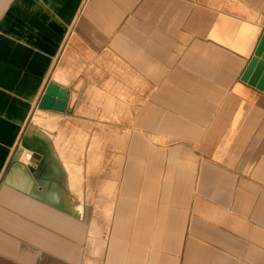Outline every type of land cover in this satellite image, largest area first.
I'll return each mask as SVG.
<instances>
[{
	"label": "crops",
	"instance_id": "1",
	"mask_svg": "<svg viewBox=\"0 0 264 264\" xmlns=\"http://www.w3.org/2000/svg\"><path fill=\"white\" fill-rule=\"evenodd\" d=\"M263 33L264 0H0V264H264ZM51 81L126 131L119 196L19 156Z\"/></svg>",
	"mask_w": 264,
	"mask_h": 264
},
{
	"label": "rangeland",
	"instance_id": "2",
	"mask_svg": "<svg viewBox=\"0 0 264 264\" xmlns=\"http://www.w3.org/2000/svg\"><path fill=\"white\" fill-rule=\"evenodd\" d=\"M38 109V107L34 108L33 115H35L24 126L15 149L19 151L21 145L26 147L27 152H33V150L37 149L44 154V159L46 160L47 158L46 161L52 160V164L55 165L57 159H60L66 173L70 170L71 179H77L79 176L78 179L80 181H87L88 179L90 180L91 175L97 174L95 178L98 181L96 191L108 197L119 196V188H116L119 185L118 179L101 177V175L104 176L106 166L115 169L119 168L123 159L121 153L124 147L120 138L121 136L124 138L126 131L122 132L120 126L106 124V120H112L110 110L106 112L104 109H97L96 123L79 124L78 119L74 121L72 118V109L65 113H62L64 111L56 113L55 110ZM58 132L61 133V140H57L56 134ZM27 134L32 137L30 138L31 145H27L25 142L24 138L27 137ZM12 159L10 164L16 163L15 156L12 155ZM44 159L42 158L41 162ZM23 160L26 161L25 155ZM28 163L34 166L37 165L32 161ZM118 174V171L114 172V176ZM75 176L76 178H74ZM133 191L131 193L135 195V190ZM97 208L98 212L103 211V207L100 205ZM104 208L109 220L108 227H111L114 219L115 204H107Z\"/></svg>",
	"mask_w": 264,
	"mask_h": 264
},
{
	"label": "water",
	"instance_id": "3",
	"mask_svg": "<svg viewBox=\"0 0 264 264\" xmlns=\"http://www.w3.org/2000/svg\"><path fill=\"white\" fill-rule=\"evenodd\" d=\"M243 80L256 85L259 89L264 90V33L258 43L255 54L250 61L246 71L242 77ZM70 90L64 85L55 81L49 82L45 92L39 101L38 106L42 109H54L58 111H66L68 106ZM36 155V153H34ZM33 156L31 161L40 164L42 159ZM32 171H36L34 165L29 164Z\"/></svg>",
	"mask_w": 264,
	"mask_h": 264
},
{
	"label": "bare ground",
	"instance_id": "4",
	"mask_svg": "<svg viewBox=\"0 0 264 264\" xmlns=\"http://www.w3.org/2000/svg\"><path fill=\"white\" fill-rule=\"evenodd\" d=\"M61 85H62V84H61ZM42 110H43V109H42ZM47 110H54V109H47ZM55 111H56V113H57V112H61V111H58V110H55ZM53 112H54V111H53ZM30 138H32V137L30 136V134H28L27 137H26V139H25V142H26L27 145H28V144L31 145V143H30ZM24 145H25V144H24ZM28 151H29V150H28ZM34 153H36V155H35ZM22 154H23V155H22ZM15 155H16V154H15ZM24 155H25V160H26L27 162L31 161V159H32V157H33L34 155L36 156V158H38V159H40V160H41L42 158H44V154H42L41 151L35 149V150H33V152H27L26 147H24V146L21 145V148H20V151H19V156H23L22 159H24ZM16 159H17V158H16ZM43 163L46 164L47 161L44 159ZM15 164H16V165H15V167L13 168L12 173H11V178H12V177L14 178V177L20 175V174H18V169H19V166L22 165V163H21V162H17V163H15ZM15 172H17V173H15ZM116 188H118V186H117Z\"/></svg>",
	"mask_w": 264,
	"mask_h": 264
}]
</instances>
